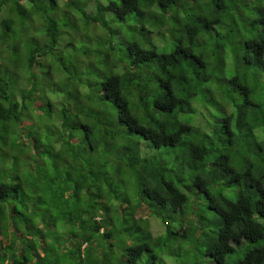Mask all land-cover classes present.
Instances as JSON below:
<instances>
[{
	"label": "trees",
	"instance_id": "16d2710c",
	"mask_svg": "<svg viewBox=\"0 0 264 264\" xmlns=\"http://www.w3.org/2000/svg\"><path fill=\"white\" fill-rule=\"evenodd\" d=\"M59 1L0 0V264H133L141 249L144 255L151 253L152 261L189 264L181 253L162 258L157 249L135 240L120 253L107 242L114 232L129 233L122 204L135 209L138 202L147 200L150 206L164 207L166 193L180 192V180L171 170L161 167L154 157L142 155L138 146L152 144L153 151L175 150V159L186 163L190 154L207 151L202 146L205 140L209 147L218 146L212 167L222 168L224 176L231 177L229 186L239 188L245 197L241 216L249 229L242 241L234 236L233 246L225 243L203 255L213 264H257L264 258V224L260 223L264 221V80L257 75L245 78L228 66L231 46L222 39L220 29L227 27L239 34L245 69L259 65L264 55V7L256 5L264 0H238L239 11L237 0H99L94 9L88 6L91 0ZM153 5L155 10L149 12ZM169 12L175 14L169 16ZM108 16L114 27L108 26L112 23ZM156 17H163L173 31L181 26L184 39L170 37L165 44L158 31L163 24H157ZM92 31H103L104 37L93 39ZM201 34L214 36L219 41L214 51L225 54L223 61L217 60L223 75L216 87L232 91L231 100L211 89L216 77L208 71ZM113 39L118 42L116 48ZM113 51L126 54L121 59L130 71L113 72L103 81L97 80L105 95L96 96L91 83L79 85L75 96L66 92L64 83L71 74L81 73V69L83 74L101 73L102 62ZM42 80L51 82L53 91L40 96ZM153 82L163 86L172 104L153 101L149 110L140 103L139 95L133 100V83L139 89ZM190 88L195 91L189 92ZM209 96L213 101L209 107L215 112L209 119L219 121L222 136L212 141L205 134L199 144L193 143L199 132L196 105L207 103ZM117 100L136 129L162 136L161 143H152L138 131L129 133L135 145L124 143L107 129L102 109L108 107L119 123ZM134 103H140L139 113ZM57 125V130L68 125L64 142L50 135ZM160 127L165 129L162 134L157 131ZM120 129L126 131L127 124H120ZM105 136L115 139L112 147L119 155L108 152ZM77 140L87 145L86 151ZM225 147L247 151L248 158L233 166L234 155L225 152ZM106 153L113 155L115 167L105 159ZM138 164L142 165L139 171ZM197 179L205 199L220 208L222 200L209 190L208 178ZM193 187L201 193L200 186ZM121 188L127 191L121 192ZM183 191H188L187 186ZM181 199L187 202L188 197L181 195ZM222 199L239 202L227 193ZM90 210L101 219L87 216ZM207 210L213 211L211 206ZM151 215L149 207L135 216L136 235L152 237ZM184 215L187 217V212ZM156 220L166 223L159 217ZM89 221L91 227L86 226ZM101 221L111 231L102 232ZM222 232V228L217 232L218 244ZM176 235L178 232L169 233L168 227H163L165 239ZM181 239L187 241L188 233ZM245 246L243 255H237ZM61 248L64 258L53 259Z\"/></svg>",
	"mask_w": 264,
	"mask_h": 264
},
{
	"label": "clouds",
	"instance_id": "9594fccd",
	"mask_svg": "<svg viewBox=\"0 0 264 264\" xmlns=\"http://www.w3.org/2000/svg\"><path fill=\"white\" fill-rule=\"evenodd\" d=\"M99 2V0H91L89 3V8L94 9L95 4ZM245 3H249V0H245ZM258 7H264V4L256 5ZM7 7V6H6ZM87 10V9H85ZM155 10V6L149 9V12ZM237 10L238 0H237ZM175 13L169 12L168 15H174ZM107 19L112 21L111 16H108ZM133 22V17H129V23ZM157 24H163L162 27L158 28V31L162 33L165 37L164 43L168 44L169 38L172 40H181L183 37V29L181 26L177 25L176 30L173 31L170 24L164 23L163 17H156ZM109 27H114L115 22L112 21ZM262 27L260 25L257 26ZM224 34L222 39L226 40L230 47V52L228 55V66L230 68H234L235 71L245 77L249 78L253 75L259 76L260 79L264 80V55L260 57V64L248 66L247 69L242 66V57L244 55L242 51V46L240 42V36L237 32H230L227 27L220 29ZM93 39H96L99 35L101 38L104 37L103 31L99 34L94 31L91 32ZM79 33L74 34L75 37L78 36ZM211 35V34H210ZM202 47L205 50V58L208 60V71L212 75V77H219L223 75L221 70V66L217 64V60L223 61L225 58V54L223 51H220L217 54L214 49L215 46L219 43L214 36L209 38V36H204L201 34ZM106 42V41H105ZM117 40L113 39L112 44L113 47H117ZM83 47V45H82ZM79 55V53H77ZM122 55H126L125 53L119 51H113L108 53L107 61L102 62L101 73L89 72L87 74H83V69H81V73L71 74V78L67 79L64 83V87L66 92L73 93L76 95V90L79 85L84 83H91L94 94L96 96L102 97L105 95L104 92H100L99 85L96 83L97 80L103 81L105 76H110L113 72L122 73L128 72L129 66L128 63L121 59ZM142 78V74H141ZM130 79L133 77L130 76ZM43 85L41 90L37 93V95L43 96L45 93L53 91L51 82L41 81ZM135 91L133 95V100H135L136 95L141 97V102L144 107L150 110L151 104L155 101L159 104H172L173 101L165 94L163 91V86L158 85L153 82L147 87H141L136 89L135 83L131 86ZM203 87H207V85H203ZM195 91L194 88H190L189 92ZM117 106L120 107L121 117L119 123L117 122L116 116L111 113V110L108 107H104L102 110L105 113L104 115V124L107 129H112L116 135L120 137V139L124 143L135 145V138L130 136L129 133L139 132L140 135L145 136L146 138H150L152 143L159 144L162 141V136H153L151 133L143 132L139 129H136L135 125L132 121L127 120V113L124 112L122 105L119 100L116 101ZM140 103H134L133 108L138 113L140 112ZM213 101L211 97H208V102H198L197 103V117L199 119V132L194 134L193 143L199 144L200 137L210 136L212 141H215L217 138L222 136V130L220 128L219 121L214 119H209L210 116H214L215 112L213 108H210L209 105L212 104ZM237 104L240 103V100L237 99ZM59 116V114H57ZM53 123H56L53 121ZM126 123L127 130H121L120 124ZM163 124V121H161ZM57 128H51L50 135L56 139L57 142H64V140L69 135L67 131L68 125H65L63 130H57ZM148 127H152V125H148ZM164 128L160 127L157 129L159 133L164 132ZM176 129H173L175 131ZM215 133V135H213ZM241 134H243L241 132ZM187 139V137H184ZM105 141L108 147V152L113 155H119L116 150L112 147L115 143V139H110L108 136H105ZM82 150H87V145L80 142ZM47 143H52V140L49 139ZM166 143V142H165ZM225 142L221 139V144ZM203 148L207 149L204 152H197L194 155H189L187 157V162L177 161L175 159L176 152L175 150H169L165 148L161 151H153L152 144H141L138 146L142 155H147L149 157H154L155 162L160 164L161 167L167 170H171L172 174H174L180 180V192H169L166 193L167 196V205L164 207H157L156 205H151L150 202L145 200L142 203L138 202L137 208H132L128 204H122L121 208L125 212L124 219L127 221V226L129 228V233L127 235L114 232L113 237L109 240L108 244H113L116 246L114 249L117 253L122 252V250L128 247L133 240H135L139 244H146L148 247H152L158 250L159 255L163 258L169 255L174 256L178 251H181L183 256L189 257V264H212L210 260L203 256L205 250L212 251L214 248L222 247L225 243L232 245V237L238 236L242 241L245 237V234L248 232L249 223L244 220L241 216L242 210L246 207L245 197L241 194L239 188H234L229 186V180L231 177H226L223 174L222 168H214L212 167V160L215 159L218 155V146L212 144L209 147V141L205 140L203 142ZM46 147V145H45ZM38 151H44V148H39ZM51 152V149H49ZM225 152L231 151L234 155V164L233 166L240 165L242 159L248 158L247 151H240L239 148H234L232 150L227 149L225 147ZM113 155H108L106 153L105 159L109 161L113 167L116 166V161L113 159ZM101 161L97 159V166ZM218 163H220L218 161ZM142 165H137V171ZM35 171V169H34ZM215 176V180L212 179V176ZM197 177L208 178V188L210 191L216 192L219 194L222 203L220 208L216 207V204L213 203L211 199H205L206 193H203V186L200 185V180ZM198 185L201 187V193H197L196 188L193 185ZM187 186L188 191L184 192V187ZM96 189H93L95 191ZM121 192H126L127 190L124 188L120 189ZM227 193L229 198L233 201H239L238 203H229L227 200H223V195ZM181 195L187 196V202L181 199ZM122 199L124 197H121ZM211 206L213 209L212 212H209L207 209ZM154 215L149 216L150 220H155L156 217H159L160 221L166 222L163 227H168L169 233L178 232V235L175 237L169 236L167 239L163 237L162 230L152 237H148L146 233H141L140 235L135 234V216L141 213L144 209L149 208ZM221 208L223 209L221 211ZM175 210L176 214L173 215V211ZM187 212V217L184 213ZM215 213H219L216 215ZM87 216H93L94 219L100 220L99 216H94L92 211L86 214ZM220 217H223V221L220 220ZM101 227V231H111L107 228L106 225ZM261 224H264V221H260ZM87 227H91V222L89 221L86 225ZM223 229L222 236L223 239L220 243H217L216 235L220 229ZM188 233L187 241L181 239L184 236V233ZM95 247V244L93 245ZM245 248H242L238 251L237 255H243ZM144 249H141L140 256L138 259H134L133 264H162V261H152L149 259L151 253L148 255L143 254ZM111 255V253H109ZM127 260V257H125ZM257 264H264V258H260L257 261Z\"/></svg>",
	"mask_w": 264,
	"mask_h": 264
},
{
	"label": "rangeland",
	"instance_id": "374dc122",
	"mask_svg": "<svg viewBox=\"0 0 264 264\" xmlns=\"http://www.w3.org/2000/svg\"><path fill=\"white\" fill-rule=\"evenodd\" d=\"M59 3H61V0L59 1ZM216 81L217 82H219L218 81V77H216L215 78V80H214V84H213V87L211 88V89H213V91L215 92V93H219V94H225L226 95V98H227V100H231L232 99V91H230V92H227V91H225L224 92V89H223V86L221 85V86H217L216 87ZM229 96V97H228ZM220 97V96H219ZM149 231H150V234L153 236L154 234H156V233H158V232H160L161 230H162V232H163V228H162V225L160 224V222L159 221H157L156 219L155 220H150V222H149ZM178 253L180 254L181 252L180 251H178ZM180 255H182V254H180ZM204 256V255H203ZM53 259H58V260H62L63 258H64V253H62V248H61V250L59 251V255H52L51 256ZM204 257H206V256H204ZM234 257V259H236L237 258V255H234L233 256ZM207 258V257H206ZM208 259V258H207ZM174 260V258H171V261H173ZM187 260H189V257H188V259ZM209 260V259H208ZM166 264H169L168 262H166ZM213 264V263H212Z\"/></svg>",
	"mask_w": 264,
	"mask_h": 264
}]
</instances>
